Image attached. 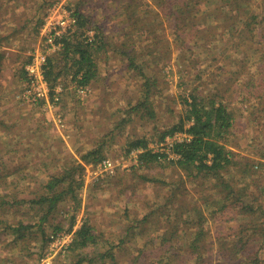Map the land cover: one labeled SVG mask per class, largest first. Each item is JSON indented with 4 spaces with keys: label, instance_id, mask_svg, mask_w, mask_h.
Returning <instances> with one entry per match:
<instances>
[{
    "label": "rangeland",
    "instance_id": "374dc122",
    "mask_svg": "<svg viewBox=\"0 0 264 264\" xmlns=\"http://www.w3.org/2000/svg\"><path fill=\"white\" fill-rule=\"evenodd\" d=\"M140 1L151 4L156 12L159 10L157 0H0V195L16 190L18 199H30L41 191V185L48 182L51 175L62 172L67 164L76 162L85 168L82 173L76 172V178L82 174L84 182L78 190L80 207L75 209V202L69 196L44 224L48 237L56 236L50 244L44 245L41 236L28 234L38 227L20 233L14 229L17 225L14 221L22 220L25 225L37 223L35 213L23 215L27 205L22 209V215L15 213V219H6L0 214V264H71L79 256L86 255L96 259L93 264H100L99 254L107 251L115 255L114 261L105 260L108 264H232V259L238 257L226 254V244L234 245L247 233L239 231L242 224L250 226L253 221L262 222L264 111L255 115L250 112L256 107L264 108V96L261 101L251 98L240 102L244 94L238 96L241 93L238 92L231 108L247 110L237 113L238 123L224 141L228 149L253 165L250 176L244 178L240 169L235 168L227 179L236 183V191L247 189L243 202L253 207L254 215L240 211L238 207L219 211L217 206H212L220 196L211 188V180L189 179L180 168L165 164L174 155L166 141H160V134L172 129L185 115L188 94L196 90L203 91L205 96L219 93L228 97L240 84V78H249L248 74L254 73L250 65L256 61V55L237 79L234 69H230L224 56L220 55L221 48L224 49L222 39L227 36L209 40L213 29L205 30L206 39L209 37L205 46L216 47L212 53L197 46L203 43L197 42L199 35L195 32L176 40L168 25L171 18L162 17L166 12L161 10L158 11L160 17H148L137 28H128L131 31L127 32V14L131 19L143 14L142 5L137 6ZM261 1L253 2L259 5ZM65 4L74 12L79 7L85 18L92 22L78 30V39L88 37L85 41L89 42L97 27L102 29L105 46L95 55L100 74L88 87L87 94L78 92L80 88L70 81L71 76L60 78L53 94L44 74L49 94L47 92L45 99L28 96L27 74L23 71L44 43L41 30L45 20L50 14L52 18L55 9H60L57 16H62ZM74 17L76 27L65 37L73 35L77 29L78 17ZM144 26L147 30L141 36ZM149 31L151 34L146 35ZM126 32L128 36L135 33L131 42L139 50L157 39L155 53L162 57L172 53L169 61L161 60L152 69H145L150 78L157 80L153 87V100L158 105L155 120L142 119L137 114L132 120L126 118L125 111L142 101L145 95V80L138 70L129 69L126 60L113 46L128 41L124 38ZM116 36L113 42L112 38ZM185 45L190 49L180 50ZM257 47L264 50L263 45ZM56 96L61 97V101L54 103ZM179 134L181 138L185 136ZM140 138L146 139L148 149L168 154L167 160L163 159L161 165L140 166L138 157L142 151H130V144ZM102 144L103 156L115 164L113 171L100 169L99 164L86 165L82 160V155ZM195 207L204 212L202 225L181 226L178 237L173 236L170 232L172 223L168 219L174 222L181 210ZM181 216L184 221L189 219L187 213ZM5 220L8 222L4 223ZM73 221L72 231L68 232ZM84 223L93 227L97 245L70 252L68 248L74 233ZM198 228L205 234L199 252H196L191 248V241ZM164 235L167 236L165 242L162 240ZM263 243L257 236L251 245V249L260 251L262 258L264 249L259 248ZM139 251H142L141 255ZM250 262L253 264V260Z\"/></svg>",
    "mask_w": 264,
    "mask_h": 264
},
{
    "label": "trees",
    "instance_id": "16d2710c",
    "mask_svg": "<svg viewBox=\"0 0 264 264\" xmlns=\"http://www.w3.org/2000/svg\"><path fill=\"white\" fill-rule=\"evenodd\" d=\"M158 9L166 12L162 17L166 19L171 18L169 23V29L172 28L176 35V40H179L184 35H188L191 32H195L197 35V42L203 43L197 44V46L203 49H209L211 53L215 50V46H205V41H208L205 37V30L213 29V33L210 35L209 40H213L218 36H227L226 39H222L224 42V49L221 48L220 55L224 56V60L230 69H234L233 73L236 77L240 75L248 65L249 60H253V55H256V61L252 65V71L254 73L248 74L246 79L239 77L240 84L234 89V93L229 94V99L225 95L219 93L205 96L203 91L197 92L193 90L185 98V115L180 118L178 123L170 130L163 131L160 134V141H165L166 137L173 136L177 133H186L189 136V140L185 139L181 142L176 141L171 147V153L174 157L165 162L172 166L180 168V170L188 174L189 179L197 180H211V188L216 190L218 201H214L212 206H217L219 211H224L230 208H239L240 211H244L249 215L256 214V211L250 205H246L243 202V198L247 196L246 188H240L235 190L236 183L227 179L228 174L232 176V170L239 168L244 178L252 174L253 165L250 164V160L241 159L242 155L236 153L233 150L228 149L224 141L227 137L232 135L233 128L238 123L236 118L237 113H243L247 109L237 110L236 107L231 108V104L237 94L240 91V95L244 94V97L240 99V102H247L249 99L260 100L264 96V50L257 47V45L264 46V0L262 4L254 3V0H157ZM142 5L143 14L135 15V18L131 19L128 16V25L125 30L131 26L138 27L140 23H144L148 17H160L151 4L148 2L140 1L137 6ZM205 6V7H203ZM204 8V9H203ZM73 16L78 17V26L73 35L63 37L61 42L63 47L60 51L52 53L47 59V63L43 67L45 71V77L48 81L52 93L55 92V87L59 83V79L62 77H70V81L77 83L79 88H88L97 80L99 76L98 62L95 55L103 50L105 46V37L102 29L97 27V32L93 36L92 42H86L77 38V32L79 29L86 25H92V22L85 18L81 13L79 7L74 12ZM170 22V20H169ZM143 25V24H142ZM138 30V29H137ZM144 30H147L145 26L141 29L140 35H144ZM131 30H127L129 32ZM127 32L124 38H128L126 42L119 43V46L113 45L114 49L122 55V58L128 63L129 69L138 70L140 76L145 80L144 99L138 102L136 105L130 106L125 111L127 113L126 118L132 120L135 114L140 115L142 119L148 118L155 120L156 110L158 105L153 100L154 90L157 80L150 78L145 69H152L161 60L166 61L171 57V51L166 53L167 57H162L158 53H155V46L158 42H151L144 49H137L131 42L134 39V32H131L128 36ZM151 34V31L147 32ZM201 34H203L201 36ZM118 36L113 37L114 42ZM257 39V41H255ZM151 40V39H150ZM111 41V42H112ZM130 41V42H129ZM185 42V38H184ZM257 44V45H256ZM171 45V44H170ZM181 46V45H180ZM149 47H152L150 49ZM180 47L178 48V50ZM187 49L186 45L180 50ZM252 50V51H251ZM254 51V52H253ZM170 54V56H169ZM252 58V59H251ZM165 59V60H164ZM249 66V67H250ZM27 71H23V74ZM259 73L258 75H256ZM256 75V76H254ZM26 79L28 77L26 75ZM154 82V83H152ZM216 90V89H215ZM214 90V91H215ZM221 93V92H220ZM222 96V97H221ZM61 101V99H60ZM264 111V108L256 107L250 112L251 114H259ZM126 120V119H124ZM257 120V119H255ZM105 144V143H104ZM100 148H96L88 151L82 155V160L86 165L94 164L98 165L105 159L103 156V145ZM130 151H142L139 154L138 161L140 166L157 164L161 165L162 160H167L168 154L154 152L148 149V142L144 138L137 139L131 144ZM264 158V154L263 157ZM264 160V159H263ZM245 161V162H244ZM84 166L77 164L76 162L67 164L62 172L57 175H51L49 181L44 185H41V191L34 194L30 199H18L16 190L3 193L0 195V214L4 215L6 219H15V213L21 212L22 209H27L23 215H28L33 212L36 215L37 223L34 225H25L22 220L18 223L14 221V229L20 233L27 231L34 227H38L36 231H28V234H35L41 236L44 245L53 241L54 235L48 237L44 224L48 222L53 213L59 209V204L65 198L70 196V199L75 202V209L80 207V199L78 197V190L84 185L82 180V174L76 178V172L79 170L81 173L84 171ZM147 181L157 182L155 179L145 178ZM208 202V201H206ZM187 213L189 215L188 220H183L182 214ZM262 222L253 221L250 226L248 223L242 224L239 231L245 230L244 236H241L236 240L234 245L226 244L228 247L226 254H232V256L238 257V259H232V264H264V258L261 257L260 251L257 249H251L252 243L257 236L264 241V211L260 213ZM204 218V212L202 208L195 207L193 209L181 210V214L177 215L174 222L168 219L169 223H172L170 232L173 236H177V232L181 226L195 227L201 226ZM167 221V222H168ZM8 222L5 220L4 223ZM181 223V225H179ZM74 225V221L71 225V230ZM244 225V227H243ZM12 227V225H8ZM61 230V229H58ZM238 231V232H239ZM236 232L235 234H240ZM56 234V232H55ZM204 231L197 229L195 236L191 241V248L193 251L199 252L198 248L204 240ZM24 237L23 235H20ZM166 235L162 237L165 242ZM97 236L93 234V227L88 223H84L83 226L75 231L74 238L69 245L68 250L70 252L84 251L88 247L97 245ZM260 250L264 249V243ZM140 255L142 251H139ZM100 264H108L107 259L114 261L115 255L109 251L100 253ZM248 259V260H247ZM96 261L95 258L86 256H79L78 259L71 262V264H93ZM248 261V262H247Z\"/></svg>",
    "mask_w": 264,
    "mask_h": 264
},
{
    "label": "built area",
    "instance_id": "2783aa9c",
    "mask_svg": "<svg viewBox=\"0 0 264 264\" xmlns=\"http://www.w3.org/2000/svg\"><path fill=\"white\" fill-rule=\"evenodd\" d=\"M65 2V0H64ZM58 6H55L56 8ZM65 10H62V16L57 14L60 9H55L52 11V18L51 14L47 20H45V24L41 30V37L44 40V43L40 45V51L36 57H34L31 64L26 67L27 76H28V87L26 89V95H35L38 98L45 99L47 92L49 94L48 84L45 81L44 74L45 71L43 67L47 63V59L49 55L59 51L62 47L60 41L61 39L67 34L68 32L72 31L76 27L77 19L73 16V12L67 8L66 4L63 6ZM93 36L91 35L89 38V42L93 41ZM39 85H42L39 89L37 88ZM48 90V91H47ZM88 88H80L78 92L80 94H87ZM57 94H60L57 91ZM61 95V94H60ZM61 97L56 96L53 99L54 103L59 102ZM183 134V133H182ZM184 137H180L179 133L166 137L165 141L168 144L170 151L171 147L176 141H183L185 139L189 140V136L184 133ZM114 162L111 159L104 160L101 164H99V168L105 171H113L115 166ZM53 239L56 236H52ZM59 240V239H58ZM72 242V241H71Z\"/></svg>",
    "mask_w": 264,
    "mask_h": 264
}]
</instances>
